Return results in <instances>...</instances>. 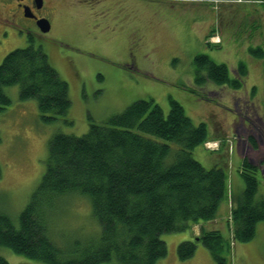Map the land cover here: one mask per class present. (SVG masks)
<instances>
[{"label":"rangeland","instance_id":"rangeland-1","mask_svg":"<svg viewBox=\"0 0 264 264\" xmlns=\"http://www.w3.org/2000/svg\"><path fill=\"white\" fill-rule=\"evenodd\" d=\"M55 5L53 28L34 44L42 45L68 83V113L53 122L43 120L34 98L20 99L18 85L5 88L10 103L0 110V212L15 224L45 170L52 134L81 135L90 123L108 124L136 100L153 99L167 114L169 99H176L195 125L205 122L209 141L192 154L206 168L224 166L228 187L240 155L263 168L264 56L248 49L264 50V0H75ZM1 23L0 63L9 51L30 43L20 26ZM205 53L227 64L241 87L210 81L195 85L193 60ZM240 61L248 72L242 77L237 72ZM262 173L258 187L264 194ZM63 205L53 220L60 244L97 236L88 199L74 195ZM185 232L160 236L168 252L156 264H217L199 242L191 258L179 260L176 247L189 239L177 237ZM263 244L259 237L236 242L224 255L226 264H264ZM0 255L10 264H42L8 248H0Z\"/></svg>","mask_w":264,"mask_h":264},{"label":"trees","instance_id":"trees-1","mask_svg":"<svg viewBox=\"0 0 264 264\" xmlns=\"http://www.w3.org/2000/svg\"><path fill=\"white\" fill-rule=\"evenodd\" d=\"M28 38L27 46L1 60L0 110L10 103L5 88L18 85L20 99L34 98L42 119L53 122L70 108L68 83L42 45ZM248 50L264 56L260 46ZM193 63L195 85H242L240 78L230 76L227 64L206 53L196 54ZM237 72L241 77L248 73L243 61ZM169 108L165 114L153 99L136 100L108 124L90 123L81 135L53 133L45 170L17 223L0 212V248L42 264H156L168 252L162 234L215 218L229 196L225 167L206 168L192 154L209 141L205 122L195 125L176 99H169ZM240 170L244 186L230 196V237L216 229L198 236L217 264H226L225 253L234 249L231 242L251 241L257 223L264 221L258 169L245 159ZM74 195L88 199L99 228L96 237L65 246L54 232V213ZM196 246L194 239L181 241L176 247L179 260L191 258ZM0 264L10 263L0 255Z\"/></svg>","mask_w":264,"mask_h":264},{"label":"flooded vegetation","instance_id":"flooded-vegetation-1","mask_svg":"<svg viewBox=\"0 0 264 264\" xmlns=\"http://www.w3.org/2000/svg\"><path fill=\"white\" fill-rule=\"evenodd\" d=\"M75 0H0L1 24L20 26L19 31H24L29 37L41 38L47 32H43L38 26V21L43 18L49 21L50 30L52 26V13L55 12L57 3H70ZM94 1V0H78ZM101 2V0H95ZM96 3V2H95ZM48 31V32H49ZM6 34V32L4 33Z\"/></svg>","mask_w":264,"mask_h":264},{"label":"crops","instance_id":"crops-1","mask_svg":"<svg viewBox=\"0 0 264 264\" xmlns=\"http://www.w3.org/2000/svg\"><path fill=\"white\" fill-rule=\"evenodd\" d=\"M255 142V140H254ZM256 144V143H255ZM235 149V147H234ZM238 151V149H237ZM234 151H232L233 153ZM239 153V151H238ZM240 158V159H239ZM239 162H238V168L235 172H233L230 175V186L228 187V193L229 196L223 200V202L221 203L218 211H217V216L215 218H213L212 220H208V221H202L200 223H196V224H192L191 228L186 230V232L181 236V237H177L178 239L181 238H187L189 240L194 239L195 237H198L203 230L205 231H212L213 229L219 230V232L223 235L228 237V234L225 235V233L227 232V228L229 229L230 226L228 225V219L230 216V210H231V203H230V195L232 196L233 194H237L240 193L241 190L243 189V183L241 181V165L243 163V161L245 160L244 155H240L239 157ZM252 166H256L257 167V178H258V172H260V170H262V175L264 176V164H263V168L261 169L260 163L258 161H256L255 159L251 158V157H247L246 159ZM261 176V175H260ZM262 178L260 177V180ZM264 180V179H263ZM261 181H259L260 183ZM261 185V183L259 184ZM258 193H257V197H261L264 199V194L261 193L259 187H258ZM255 238L257 239V237H259V239L261 240L262 243H264V224H260L257 223V227H256V233H255ZM198 242V240H196ZM264 245V244H263ZM237 250L240 249L239 245H236ZM236 250V249H235Z\"/></svg>","mask_w":264,"mask_h":264},{"label":"water","instance_id":"water-1","mask_svg":"<svg viewBox=\"0 0 264 264\" xmlns=\"http://www.w3.org/2000/svg\"><path fill=\"white\" fill-rule=\"evenodd\" d=\"M38 26H40L41 30L43 32H48L50 30V26H49V21L47 19H43L41 18L39 21H38ZM196 240H198L197 237H195Z\"/></svg>","mask_w":264,"mask_h":264}]
</instances>
